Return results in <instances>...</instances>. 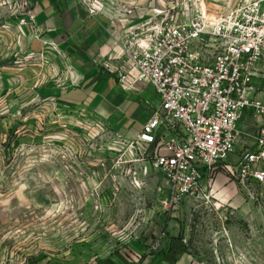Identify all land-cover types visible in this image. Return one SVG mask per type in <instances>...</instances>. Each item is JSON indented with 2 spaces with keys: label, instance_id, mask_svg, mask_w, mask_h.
<instances>
[{
  "label": "rangeland",
  "instance_id": "374dc122",
  "mask_svg": "<svg viewBox=\"0 0 264 264\" xmlns=\"http://www.w3.org/2000/svg\"><path fill=\"white\" fill-rule=\"evenodd\" d=\"M244 1L118 0L116 6L121 15L142 14L129 28L171 7L178 18L184 7L191 16V6L214 22ZM20 36L0 5V264H264V183L241 181L236 171L244 142L261 122L251 117L239 126L244 134L228 163L199 194L165 209L160 174L122 163L130 158L118 138L83 117L65 121L34 95L37 82L28 75ZM40 80L55 79L46 73ZM107 160L113 169L99 179V163Z\"/></svg>",
  "mask_w": 264,
  "mask_h": 264
},
{
  "label": "built area",
  "instance_id": "2783aa9c",
  "mask_svg": "<svg viewBox=\"0 0 264 264\" xmlns=\"http://www.w3.org/2000/svg\"><path fill=\"white\" fill-rule=\"evenodd\" d=\"M0 1L18 27L39 38L31 0ZM87 7L94 14L103 3L90 0ZM190 8L192 15L184 7L181 18L174 7L155 10L153 18L127 28L122 45L126 68L119 80L148 84L158 100L137 136L119 140L122 156L130 158L122 163H142L140 174L163 177L158 195L165 209L199 194L228 163L246 112L261 125L236 171L241 181L264 183V0H245L216 22ZM99 169L97 176L106 177L112 162L102 161ZM138 182L132 175L130 183L139 187ZM118 185L112 179V194Z\"/></svg>",
  "mask_w": 264,
  "mask_h": 264
},
{
  "label": "crops",
  "instance_id": "0c3cea01",
  "mask_svg": "<svg viewBox=\"0 0 264 264\" xmlns=\"http://www.w3.org/2000/svg\"><path fill=\"white\" fill-rule=\"evenodd\" d=\"M99 1L103 9L90 14L85 0H31L39 38L32 37L26 27H19L23 54L30 61L28 75L37 82L34 95L60 112L65 121L78 123V117H83L84 123L100 125L119 140L130 141L158 102L148 84L119 80L126 68L122 53L126 23L140 21L142 14L132 11L133 16L121 15L118 0ZM46 73L55 79L52 83L40 80ZM259 82L254 80L256 85ZM251 117L248 112L244 114L242 129ZM256 121L260 122L255 117ZM254 138L243 141L245 149L253 146ZM97 172L102 174L100 169Z\"/></svg>",
  "mask_w": 264,
  "mask_h": 264
},
{
  "label": "bare ground",
  "instance_id": "6f19581e",
  "mask_svg": "<svg viewBox=\"0 0 264 264\" xmlns=\"http://www.w3.org/2000/svg\"><path fill=\"white\" fill-rule=\"evenodd\" d=\"M219 20V18L218 19H215V20H213L214 22H216V21H218ZM209 21H210V19H209Z\"/></svg>",
  "mask_w": 264,
  "mask_h": 264
}]
</instances>
